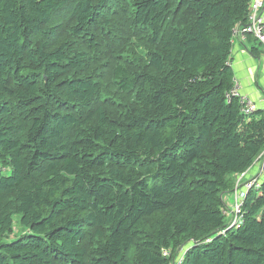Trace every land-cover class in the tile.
<instances>
[{
    "label": "trees",
    "instance_id": "trees-1",
    "mask_svg": "<svg viewBox=\"0 0 264 264\" xmlns=\"http://www.w3.org/2000/svg\"><path fill=\"white\" fill-rule=\"evenodd\" d=\"M250 12L0 0V264H264V181L244 226L224 214L264 151L263 113L228 98Z\"/></svg>",
    "mask_w": 264,
    "mask_h": 264
},
{
    "label": "built area",
    "instance_id": "built-area-1",
    "mask_svg": "<svg viewBox=\"0 0 264 264\" xmlns=\"http://www.w3.org/2000/svg\"><path fill=\"white\" fill-rule=\"evenodd\" d=\"M252 7L251 12L248 16V26L239 28L235 31V37L245 40L249 35H253L261 44L264 45V0H251ZM240 86L238 82L234 83V87L230 93L231 96L239 99L242 106V112L246 116H252L257 111V106L250 100L248 97L241 95ZM259 160L264 161V152L260 155ZM260 173L264 170V162L259 165ZM246 174H243L235 186L234 193V202L225 212L229 218V228L230 229H239L245 224L244 218V200L247 195V192L250 190H260V181L258 177H251L245 179ZM165 257L170 256V252H164ZM175 264H182V260H178Z\"/></svg>",
    "mask_w": 264,
    "mask_h": 264
},
{
    "label": "crops",
    "instance_id": "crops-1",
    "mask_svg": "<svg viewBox=\"0 0 264 264\" xmlns=\"http://www.w3.org/2000/svg\"><path fill=\"white\" fill-rule=\"evenodd\" d=\"M259 44L250 37L245 41L236 40L232 48V67L242 92L261 108L264 101V49ZM227 196L231 197V194ZM227 196L225 201L229 203L230 197Z\"/></svg>",
    "mask_w": 264,
    "mask_h": 264
},
{
    "label": "bare ground",
    "instance_id": "bare-ground-1",
    "mask_svg": "<svg viewBox=\"0 0 264 264\" xmlns=\"http://www.w3.org/2000/svg\"><path fill=\"white\" fill-rule=\"evenodd\" d=\"M251 7H252V1H251ZM246 26H248V23L244 26V25H239L235 30H234V33H235V31H237L239 28H243V27H246ZM249 37H251V38H253V39H255L257 42H259L253 35H249L247 38H249ZM247 38L245 39V40H247ZM236 40H241V39H239V38H237V37H235V35L233 34V44H234V42L236 41ZM245 40H241V41H245ZM260 43V42H259ZM261 44V43H260ZM262 46H264L263 44H261ZM235 82H238V80L235 78L234 79V81H233V87H234V83ZM238 84H239V86H240V83L238 82ZM233 89V88H232ZM232 89H231V91H232ZM240 89V93H241V95H243V96H245V97H248L250 100H252L253 101V103H255L256 104V106H257V111L255 112V114H257L258 112H260V111H262V113H263V115H264V101L262 102L263 103V106H261V108L259 107V105L257 104V102H255L251 97H249V96H247V95H245L243 92H242V90H241V87L239 88ZM231 91L229 92V94H228V98L229 99H231V98H236V97H233V96H231L230 95V93H231ZM237 100H238V102H239V105H240V107H241V112H242V106H241V104H240V101H239V99L238 98H236ZM242 114L245 116V117H247V118H250V117H252V116H254V115H252V116H246L243 112H242ZM264 152V151H263ZM262 152V153H263ZM261 153V154H262ZM260 154V155H261ZM260 157V156H259ZM259 159V158H258ZM263 160H259V161H257V162H255V164L249 169V170H247L245 173H242L239 177H237V179H239L243 174H246V177H245V179H249V178H251V177H258L259 178V181H260V185L262 184V181H261V178H263L262 177V174L264 173V170L262 171V173H260V168H259V165L260 164H263ZM257 169V171H255V173H253V175H252V173H251V170L252 169ZM238 181V180H237ZM236 186V185H235ZM250 191H252V190H250ZM250 191H248L247 192V194L250 192ZM234 193H235V188H234V192L231 194V197H232V199H233V201H232V203H227V205H228V207H227V210L229 209V207L233 204V202H234ZM226 210V211H227ZM225 211V212H226ZM225 212H224V214H225ZM226 215V214H225ZM227 216V215H226ZM245 218V217H244ZM229 219V218H228ZM229 230H232V229H230L229 228ZM227 233V231H225V232H223L222 234H226ZM169 252V251H168ZM185 254H186V252H185V250H184V248L183 249H180L178 252H177V254L173 257V254L170 252V256L169 257H167L168 259H172L171 260V262H170V264H175V263H177V261L178 260H182V264L184 263V260H185ZM165 256V255H164Z\"/></svg>",
    "mask_w": 264,
    "mask_h": 264
},
{
    "label": "rangeland",
    "instance_id": "rangeland-1",
    "mask_svg": "<svg viewBox=\"0 0 264 264\" xmlns=\"http://www.w3.org/2000/svg\"><path fill=\"white\" fill-rule=\"evenodd\" d=\"M263 49H264V46H262L261 44H259ZM260 156V155H259ZM259 158V157H258ZM258 158L255 160V162L258 161ZM254 162V164H255ZM253 164V165H254ZM252 165V166H253ZM251 173L253 175V173H255V170L254 168L251 170ZM3 175H9V171L8 172H5L3 173ZM241 175V174H240ZM240 175H238L237 177H239ZM238 180V179H237ZM261 181H264V178H261ZM237 182V181H236ZM227 197H230V196H227ZM229 201L232 203L233 199L232 197L229 198ZM14 232L10 235L9 237V241H14V240H17L19 239L21 236H23L24 234L27 233V230L24 229L21 224H20V217L19 216H15L14 218Z\"/></svg>",
    "mask_w": 264,
    "mask_h": 264
}]
</instances>
